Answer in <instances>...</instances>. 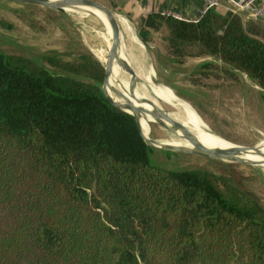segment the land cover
I'll use <instances>...</instances> for the list:
<instances>
[{
  "label": "trees",
  "instance_id": "16d2710c",
  "mask_svg": "<svg viewBox=\"0 0 264 264\" xmlns=\"http://www.w3.org/2000/svg\"><path fill=\"white\" fill-rule=\"evenodd\" d=\"M162 26L169 61L197 46L198 69L245 72L264 94L263 19L150 12L138 32L149 43ZM105 76L89 50L0 47V264H264V206L228 174L153 163Z\"/></svg>",
  "mask_w": 264,
  "mask_h": 264
},
{
  "label": "rangeland",
  "instance_id": "374dc122",
  "mask_svg": "<svg viewBox=\"0 0 264 264\" xmlns=\"http://www.w3.org/2000/svg\"><path fill=\"white\" fill-rule=\"evenodd\" d=\"M71 11L34 3L0 0V47L26 56L58 52L67 59L89 50L105 65L99 52L104 54L102 49H109L112 41L110 28L94 13ZM121 15L128 18L137 34L142 20H134L127 14L118 12V16ZM121 28L123 29L120 26V30ZM166 33V26L155 29L152 40L144 46L134 41L131 34L125 33L127 49L121 51V57L128 59L129 53H134L136 71H148L150 68L153 72L152 79L156 82L153 91L146 82L147 76L143 74L142 78L137 72V97L140 98V89L145 92L146 99L151 98L155 103L158 101L171 115L175 113V116L193 118L233 145H257L264 150V94L261 86L245 72L232 74L222 66L195 69L200 51L197 46L191 47V54L186 57L189 61L186 65L169 61ZM158 54L163 55V65L159 64ZM113 70L117 71L116 79L127 91L126 82L130 73L120 65L119 60L114 63ZM171 83L182 88L174 89ZM121 91L125 93L123 89ZM150 125L149 135L153 138L166 140L179 136L172 128L159 121H152ZM191 126L193 129L188 131H197L198 136L209 137L195 124ZM150 159L153 163L168 168L201 167L228 174L238 186L264 206V163L231 161L198 152L164 149L152 151Z\"/></svg>",
  "mask_w": 264,
  "mask_h": 264
},
{
  "label": "bare ground",
  "instance_id": "6f19581e",
  "mask_svg": "<svg viewBox=\"0 0 264 264\" xmlns=\"http://www.w3.org/2000/svg\"><path fill=\"white\" fill-rule=\"evenodd\" d=\"M53 1H60V0H53ZM66 9L72 10V11L76 10V11H84V12H88V13H94L96 16H98L99 18H101L105 22L107 28H110V33L112 34V28H111L110 23L108 21V17H107L105 8H102V7H99V6H93V5H86V6H76V7L70 6V7H67ZM117 17H118V20L120 22V26L123 27V29L121 28L120 35H119V37H120V48L118 49L117 53H115V54H113L111 56L112 57L111 59H113L112 60L113 62L111 64L112 74L108 73V75H107L106 91L110 95L112 100L118 101L120 103V105L123 108L126 109L128 106H126L125 104L122 103V101H123V102H126L127 105H128V99H127L125 93L116 92V90L114 89L116 87L112 84V79H113V75H114V70H113L114 69V63L116 62V60H119L120 65H122L123 68L126 69V67H127L126 60L121 57V51L124 50V49H127L125 33H128L129 35L131 34V36H133L132 39L134 41L140 43L141 45L144 46V43L138 37L136 32L134 31L133 26L129 22L128 18H126L125 16H122V15L121 16L117 15ZM111 40H112V38H111ZM102 50L104 51V54H103L104 58L108 62L109 60H108L107 50H104V49H102ZM139 51L141 52L140 49H139ZM129 55H128V60L134 66V62H135L136 56H135L134 53H131V54L129 53ZM105 66H106V64H105ZM127 69H126V71H128ZM143 71H145V70L142 69V72ZM137 72H138V75H140V77H142V78H143V74H145L147 76L146 82L151 85V87H152V89L154 91V88L156 87V82H154L153 79H152L153 72L151 71V69L149 68V70L145 71L144 73L139 72L138 70H137ZM115 77H117V74L115 75ZM128 82H129V80L126 82L127 90H128ZM139 91H140V98H137L136 105H138V107L140 108V112L142 113L139 116L140 119H141L140 129H141L142 133H144V130L142 128V125H143L145 127L146 131L148 132V134H147L148 137L150 136L149 135V129L151 127V125H150L151 124L150 119H151L152 121L153 120L162 121L167 126L172 128L177 135H179V136H177L178 138L166 139V140H163L164 142L172 143L174 145H183V146H191V145H196V144H206V145H208L210 147H232V146H234L230 142L226 141L225 139L221 138L216 133H214L212 129L210 130L209 128L202 126L201 124H199L193 118L190 119L188 117L180 116V115L175 116L174 115L175 113L174 114L172 113L173 115L170 114L172 119H176L182 125L174 122L171 119H168L161 112V109H160L161 104H159L158 101L156 102V104H158V106H157L155 103L149 101L148 99H146L144 97L145 92L141 91L140 89H139ZM129 113L134 115V116H136V113L133 110L130 111ZM179 113H180V111H179ZM193 124H195L196 127L204 135H208L209 137L198 136L197 135V131H193V130L188 131V129H193V127L191 126ZM256 147H257V150H248V152L233 150L231 153H232V155H234L235 157H238V158L264 159V150H263V148H261V147H259L257 145H256ZM204 153L207 154V155H214V156L218 157V153L216 151H214V150H206V151H204Z\"/></svg>",
  "mask_w": 264,
  "mask_h": 264
},
{
  "label": "water",
  "instance_id": "95a60500",
  "mask_svg": "<svg viewBox=\"0 0 264 264\" xmlns=\"http://www.w3.org/2000/svg\"><path fill=\"white\" fill-rule=\"evenodd\" d=\"M14 1L45 5V6H49L51 8L62 10V11H65L66 8L70 7V6L76 7V6L93 5V6H99V7L105 8L106 14L108 17V21H109L110 26L112 28V34H111L112 41H111V44L109 45V49H108V56L110 59L108 62L106 61L107 62L106 66H105L106 76L104 77V80H103V88H104L105 93L108 96V98L115 105H118L119 107H121L122 109H124L128 112L133 110L136 113L137 122L140 126L141 119L139 116L142 113L140 112V108L138 107V105H136V100L138 97L136 95V88H135V86H136L135 84H136V80L138 78V75H137V71H136L135 67L132 65V63L127 58H125L126 63H127V67L125 65L124 66L126 67V69L128 68L127 70L130 73V78H129V82H128V90L126 91L125 90L126 88L122 87L121 85H120V88H118L116 86L117 88H114V89L118 93H122V91H121L122 89L125 91V93H126L125 95L128 99V107L126 109L123 108L118 101L112 100L110 95L106 91L107 75H108V73L112 74L111 64L113 62L112 61L113 59H111L112 58L111 56L113 54L117 53L118 49L120 48V37H119V35H120V24H119L118 17H117L118 12L110 1L109 2H102L99 0H60V1H53V0H14ZM137 35L143 41L144 44H147V42L143 40V38L141 37V35L138 31H137ZM148 100L155 103L151 99H148ZM156 105L158 106V104H156ZM160 109H161V112L163 113L164 116H166L168 119L173 120L167 109H165L164 107H161V106H160ZM150 121L152 122L151 119H150ZM153 121H158V120H153ZM159 122L163 123L162 121H159ZM174 122L182 125L177 120L176 121L174 120ZM163 124H165V123H163ZM142 134L145 137L147 143L155 149L182 150V151L198 152V153H202V154H205L204 151H206V150H214L218 153L219 158H226V159H230L231 161H240V162H246V163H264V159L238 158V157H235L234 155H232V153H231L233 150L245 151V152H248V150H257L256 145L239 144V143L234 142L235 145L232 147H210L206 144H196V145H191V146H183V145H174L172 143L164 142L163 140H159V139L153 138L151 136L148 137L144 133H142ZM208 156L217 157L214 155H208Z\"/></svg>",
  "mask_w": 264,
  "mask_h": 264
},
{
  "label": "crops",
  "instance_id": "0c3cea01",
  "mask_svg": "<svg viewBox=\"0 0 264 264\" xmlns=\"http://www.w3.org/2000/svg\"><path fill=\"white\" fill-rule=\"evenodd\" d=\"M109 1L113 4L117 12H123L124 14H127L128 17L134 20L136 19L142 20V18L147 14H149L150 12H160V13L178 12L181 13L186 18H196L199 15V11L203 4V0H109ZM215 8H217L222 12H226L229 9V5L226 0H219V4ZM161 28H163V26ZM205 58L207 57L198 56V59H196V63H195L196 69L198 67V64L202 62ZM184 61L185 62L182 63L181 65H186L189 62L187 59H185ZM176 64L178 63L176 62ZM171 85H173L174 88H178V89L182 88L180 86L177 87L173 83H171Z\"/></svg>",
  "mask_w": 264,
  "mask_h": 264
},
{
  "label": "built area",
  "instance_id": "2783aa9c",
  "mask_svg": "<svg viewBox=\"0 0 264 264\" xmlns=\"http://www.w3.org/2000/svg\"><path fill=\"white\" fill-rule=\"evenodd\" d=\"M229 9L234 11L245 12L247 15L261 18L264 20V0H226ZM219 4V0H203L202 7L199 11V15L196 18H186L181 13H166L172 14L177 18L186 20H199L209 9L216 7Z\"/></svg>",
  "mask_w": 264,
  "mask_h": 264
}]
</instances>
